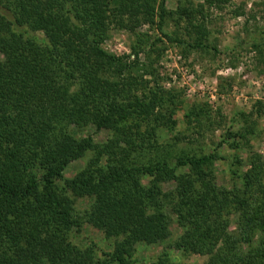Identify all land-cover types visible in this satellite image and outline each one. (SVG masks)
Instances as JSON below:
<instances>
[{
	"label": "trees",
	"instance_id": "1",
	"mask_svg": "<svg viewBox=\"0 0 264 264\" xmlns=\"http://www.w3.org/2000/svg\"><path fill=\"white\" fill-rule=\"evenodd\" d=\"M205 2L214 1L178 0L171 10L165 0H0V264H132L137 243L170 236L171 214L178 251L206 256L204 264H264L254 129L205 142L223 118L205 103L184 112L193 137L168 135L181 99L161 82L159 43L207 49ZM145 24L158 35L137 30ZM113 28L134 37L129 54L105 47ZM92 126L110 132L106 142L78 135ZM226 146L228 187L215 178ZM88 151L86 166L66 178ZM79 197L92 199L81 214ZM83 223L118 237L112 250L72 243ZM152 264L182 263L162 252Z\"/></svg>",
	"mask_w": 264,
	"mask_h": 264
},
{
	"label": "rangeland",
	"instance_id": "2",
	"mask_svg": "<svg viewBox=\"0 0 264 264\" xmlns=\"http://www.w3.org/2000/svg\"><path fill=\"white\" fill-rule=\"evenodd\" d=\"M212 1L214 2L210 4L205 2L204 6V21L208 30L207 49L186 52L174 43H159L161 51L157 67L161 73V82L167 89H175L181 99L174 115L177 122L175 131L168 135L194 134L192 126H187L184 112L193 104L207 103L214 115L220 111L223 118L220 128L203 133L204 141L217 142L219 135L230 136L238 128L252 127L254 133L250 136V145L264 160V68L254 47L258 45L264 50L262 0ZM193 2L204 3V0ZM165 4L168 9L173 10L178 5V0H165ZM173 28L172 24L166 27L168 31ZM137 30L158 35L154 27L146 24ZM133 39L126 30L113 28L105 47L117 55H127ZM144 57L142 54L141 58ZM88 134L97 143L106 142L110 136L106 129L97 130L94 126L86 127L78 133L80 136ZM220 154L225 158L216 162L215 178L219 185L228 187L231 184L228 166L232 150L226 146L220 150ZM240 154L243 158L246 157L247 148H243ZM92 156V151H88L83 158L72 161L65 169L64 176L72 177L86 166ZM143 181L146 182V179ZM91 201V197L76 198L75 213H83ZM230 228H234V224ZM170 232V236L162 242L137 243L131 258L132 264H152L162 252H167L172 262L205 263L206 256L183 253L174 247L173 243L182 230L172 214ZM69 239L80 247L93 243L99 251H110L119 238L106 237L101 230L83 223L79 230L70 233Z\"/></svg>",
	"mask_w": 264,
	"mask_h": 264
}]
</instances>
